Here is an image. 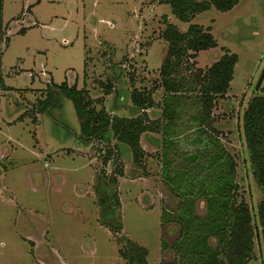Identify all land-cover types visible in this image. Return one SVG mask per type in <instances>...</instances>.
I'll use <instances>...</instances> for the list:
<instances>
[{
  "label": "rangeland",
  "instance_id": "obj_1",
  "mask_svg": "<svg viewBox=\"0 0 264 264\" xmlns=\"http://www.w3.org/2000/svg\"><path fill=\"white\" fill-rule=\"evenodd\" d=\"M2 2L7 38L0 44V145L12 150L0 165V264H126L120 255L125 238L146 247L147 264L171 261L172 251L162 249L160 241H171L178 225H162L160 214L162 206L173 210L178 197L163 168L172 174L188 169L198 178L217 147L221 158L234 161L236 201L247 202L252 212L248 264H264L259 212L264 192L243 133L248 100L264 91V79L253 91L264 66V0H238L228 10L212 6L189 21L175 16L165 0ZM168 22L180 31L192 22L210 27L217 44L184 56L175 68L173 77L184 81L171 123L178 133L163 143L167 91L160 68L167 42L161 32ZM226 49L238 56L233 77L226 93L216 97L210 123L197 125L201 74ZM62 81L83 88L95 108L102 102L110 114H143L150 128L140 134V163L124 145L118 153L115 138L85 143L71 99L63 97L61 105L42 112L47 88ZM133 90L147 103L141 110L132 108ZM119 91L122 102L111 109ZM118 164L123 175L114 173ZM114 174L115 187L109 180ZM205 207L199 198L197 213L203 215Z\"/></svg>",
  "mask_w": 264,
  "mask_h": 264
},
{
  "label": "trees",
  "instance_id": "obj_2",
  "mask_svg": "<svg viewBox=\"0 0 264 264\" xmlns=\"http://www.w3.org/2000/svg\"><path fill=\"white\" fill-rule=\"evenodd\" d=\"M165 1L169 4L171 12L183 21H189L194 14L212 6L219 10H228L238 2V0ZM2 7L3 2L0 0V44L7 38L3 36L2 31ZM161 37L167 42V51L160 68V73L163 74L162 84L167 91L161 106V117L167 121L161 124V137L164 143L168 136L170 138L178 133L175 129L176 125L171 123L176 121L175 110L180 97L178 91L184 87V81L173 77L175 68L184 56H194L197 51L213 47L217 43L210 27L204 28L194 22L189 23L185 31H180L174 23L168 22L161 32ZM237 59V54L226 49L201 74L200 107L193 117L197 125L210 123L213 103L217 96L226 93ZM262 89L264 90V86ZM121 95L120 91L113 95L111 109H116L122 102ZM63 97L71 99L73 103L80 122L79 133L85 143L94 138H115L118 153H120L118 148L124 145L129 149L132 160L137 164L140 163L143 154L140 134L150 128L144 123L143 114L137 116L110 114L102 102L100 108H95L91 104V99L85 98L83 88H77L75 84L69 86L64 81L54 82L47 88L46 96L40 102L42 112L61 105L60 101ZM130 97L134 110L146 107L147 103L143 100L141 92L133 90ZM172 98L176 100L171 101ZM243 133L256 179L264 192V91L248 100L243 112ZM110 153L111 150H108V154ZM195 156L196 154H192L190 157ZM221 156L222 151L217 147L205 161L207 170L198 175V178L190 176L188 169L172 174L168 167L163 168V175L171 191L178 197V201L173 210L162 206L160 220L162 225L167 222L176 223L178 233L171 241L161 239V248H169L173 253L171 261L162 260L161 264H248L254 249L252 212L247 202L236 201L234 196L237 184L234 181L233 159L229 156L223 158ZM114 173L123 175L122 166L118 164ZM115 174L109 178L114 187L117 182ZM199 198L205 201L203 215L196 211V202ZM259 212L262 217L264 199L260 204ZM262 236L264 248V227ZM212 238L215 243L211 242ZM124 240L120 255L126 258V264H147L146 247L128 238Z\"/></svg>",
  "mask_w": 264,
  "mask_h": 264
},
{
  "label": "crops",
  "instance_id": "obj_3",
  "mask_svg": "<svg viewBox=\"0 0 264 264\" xmlns=\"http://www.w3.org/2000/svg\"><path fill=\"white\" fill-rule=\"evenodd\" d=\"M2 84V83H1ZM143 133H146L145 131ZM10 141V139H9ZM12 148L9 147L6 151L3 150L2 144L0 145V165L3 163L1 161L2 158H7L8 156H10V152H11ZM4 164V163H3ZM3 180V171L0 170V186H3V183L1 182ZM119 185V184H118Z\"/></svg>",
  "mask_w": 264,
  "mask_h": 264
},
{
  "label": "water",
  "instance_id": "obj_4",
  "mask_svg": "<svg viewBox=\"0 0 264 264\" xmlns=\"http://www.w3.org/2000/svg\"><path fill=\"white\" fill-rule=\"evenodd\" d=\"M263 79H264V66H263V68H262L260 74L258 75V77H257V79H256V82H255V84H254V86H253V90H254V91H257V90H258V88H259V86L261 85Z\"/></svg>",
  "mask_w": 264,
  "mask_h": 264
}]
</instances>
